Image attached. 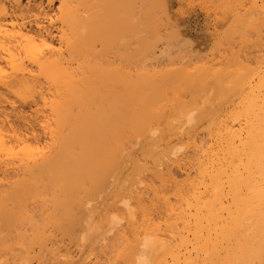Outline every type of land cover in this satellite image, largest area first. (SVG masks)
Here are the masks:
<instances>
[{
    "label": "bare ground",
    "instance_id": "obj_1",
    "mask_svg": "<svg viewBox=\"0 0 264 264\" xmlns=\"http://www.w3.org/2000/svg\"><path fill=\"white\" fill-rule=\"evenodd\" d=\"M7 1L9 5H6L5 0H0V35L4 38L3 46L8 59L15 62L19 70L15 80L22 85L27 102L35 97L34 95L38 94V90L44 85L53 89L51 99L41 95L42 91L38 94L43 96L42 100L47 105L49 104L50 113L48 112L49 116L47 115V124L52 141L50 140L51 144L47 145L48 149L44 147L43 149L38 145L34 146L25 142L28 138L23 136L24 132L21 134L22 130L17 127L14 129L10 125L14 132H7L9 128L0 129V156L18 158L21 170L17 175L11 176L14 178L10 177V181L2 178L4 182H0V185H4L0 187V264H35L34 261L43 264L45 253L49 250H52V253L56 251L57 254L55 252L53 254H56L58 259H63L62 264H264V97L258 98L263 92L257 95L258 90L247 88L246 84L247 91L243 94L247 96L240 98L242 103L240 110L234 107L232 113L215 114L212 117L205 116L207 105L204 108L203 104L208 103L210 106L211 103L206 102L208 99H204L205 102L201 103L202 107L199 108L194 103L192 105L195 106L191 107L190 103H185L182 99V101L179 100L180 102L177 101V105L172 104L177 113L169 114V110L166 111V115L157 113H164L157 110L161 108L163 110V107H160L158 103L153 104L152 101L155 98L141 97L140 94L146 95V92L140 93L139 84H135V80L130 81L128 77L126 78L130 82L123 78L126 82L123 85L129 87L133 84L135 88L130 92L131 94L125 93L127 92L125 88L122 92L119 87L118 89L121 90L117 89L116 94L115 91H108L106 94L103 92L104 86L103 90L99 89L104 93V97L100 99L96 91H90L96 82H93L94 79L91 85L85 71L87 65H85V59L90 57H85V53H90L87 48L92 50L99 44L107 45L104 41L105 30L108 31V35L110 30L112 32L118 30L117 33L121 30V34L126 33V35L130 34L128 32L130 30L134 34L138 18L144 12L143 8L148 6V2L156 4V0ZM151 10L146 16L154 15ZM250 14L248 16H251ZM141 17L143 18L142 15ZM249 22L251 20L248 21V26L251 24ZM238 24L236 26L241 28V23ZM255 24L257 25L256 22ZM231 25L232 30L234 24L231 23ZM175 27L177 28V25ZM123 30L126 32L122 33ZM235 30L233 29V32ZM256 30L258 29L255 26ZM160 33H162L161 30ZM175 34H177L176 31ZM126 35L123 37L125 38ZM177 36L179 38L180 34ZM235 36L230 38L233 39ZM143 39L145 41V38ZM117 40L114 41L116 44ZM163 40L165 41L164 38ZM171 41L174 43L175 39ZM219 41L222 46L223 40ZM162 43L164 44L163 41ZM119 46L116 45V47ZM99 49L98 51L95 49L98 54L102 51ZM217 52H220V49ZM169 53L171 54L170 51ZM221 53H223L222 50ZM179 54L177 58H181ZM132 57L135 56L131 54ZM162 57L164 54L161 53ZM235 58L233 57V61ZM102 59L104 58L100 61ZM132 59L135 62L134 58ZM132 59L129 61L132 62ZM137 59L136 61L139 60ZM219 60L214 61L221 63ZM243 60L239 61L242 63ZM245 61L247 62L246 59ZM205 62L204 66L208 61ZM76 63L81 70H77ZM183 64L186 66L185 63ZM201 64L203 66V63ZM238 64L239 62L237 66L240 65ZM99 65L100 68L113 70V68L108 69V64V67ZM179 65L181 66V62ZM189 65L191 66L190 63ZM198 65L200 62L194 65L195 68L199 67ZM232 65L234 66L233 62ZM242 65L245 64L242 63ZM249 65L250 70L253 66L255 67V63ZM118 66H115L116 69ZM158 66L161 68L160 64ZM96 68L99 71V67ZM195 68L189 70L193 71ZM215 68H212V71ZM186 69H188L187 66ZM145 71L148 72V70ZM231 71L235 73L232 69ZM206 72L208 70L202 74L206 75ZM87 73L90 76V73L94 72L87 71ZM97 73L96 77H98ZM199 73H201L200 70ZM248 73H246L247 76H249ZM215 74H213L214 77ZM228 74L230 75V72ZM228 74L226 73L223 78L231 77V75L227 76ZM160 75L156 74L154 77ZM99 77L102 79V75ZM221 77L218 79L216 77L218 83L222 82L218 81L219 78L222 79ZM189 78L187 79L194 81L193 78ZM210 78L208 83L213 81ZM240 78L242 79L238 78V83L244 84L241 80L244 81L245 76ZM168 79L170 81V78ZM176 79L178 77L175 78V82ZM229 80L227 82L231 85ZM260 80L264 88V74ZM109 81L108 83H111ZM166 81L168 82L167 78ZM148 82L149 85L150 81ZM171 82H173L172 79ZM213 84L216 87L219 86L216 82ZM209 85L210 92L212 84ZM195 86L193 88L196 89ZM257 86L254 87L257 88ZM189 87L191 88V85ZM259 87L262 88L260 85ZM186 88L184 90L187 92L188 87ZM156 89L160 88L157 86ZM166 90L169 92L167 94L165 92L166 95L171 93L170 89ZM201 90L194 92L198 95L197 93ZM222 90L220 89V92ZM156 92L159 91L156 90ZM203 92L201 93L203 95L216 94V89L214 93L213 91L208 94L205 93L207 91L204 92L205 94ZM192 95L189 93V96L192 97ZM95 96L97 98L94 100ZM162 96L166 97L164 94ZM226 96L228 94H225L224 98ZM198 97L194 95L196 102L200 104L203 98L199 97L201 101L198 102ZM217 98H213V101ZM138 99L141 100L138 101ZM221 100L223 101V98ZM240 102L237 101V104ZM187 104H190L189 107ZM187 108L192 113L195 108H197L196 111L200 109L198 112L201 114H196L194 111L195 114L189 115ZM155 110H157L156 113ZM128 111L132 112L128 113ZM111 118L114 120L113 123ZM182 121L189 124L184 125L183 122L180 126L184 127L180 128L179 124ZM188 125L209 128L205 129L208 138L203 131V135L189 128L183 131L182 129ZM199 134L206 139L203 140L204 137L199 139ZM188 148H190L189 151ZM137 150H141V154L139 152L138 154L142 158L137 154ZM190 151L192 154L189 153ZM175 170L184 174L183 177ZM107 205L112 206V209L110 207L109 210L106 209ZM113 210L115 213H111ZM125 225L129 227V230L125 229ZM62 250H66L65 252L71 250L75 254H65ZM138 257L141 258L139 262Z\"/></svg>",
    "mask_w": 264,
    "mask_h": 264
},
{
    "label": "rangeland",
    "instance_id": "obj_2",
    "mask_svg": "<svg viewBox=\"0 0 264 264\" xmlns=\"http://www.w3.org/2000/svg\"><path fill=\"white\" fill-rule=\"evenodd\" d=\"M6 1V5H9V3H8V1L7 0H5ZM44 1H46V0H44ZM156 2V4H154V2H148L149 4H148V8L145 6L143 9H144V12H145V14H142V13H144V12H142L141 14H140V18H138V24H137V26H135V28H136V30H134V34H133V31H128L130 34H128L127 33V35H129L128 37H127V35H126V33L125 34H121V30H119L120 31V33L118 34L117 33V31H115V30H113V32L111 31V33H110V31H109V35H108V31L107 30H105V37H104V41H106L107 42V45L106 44H104L103 43V47L101 46V44H99L98 46H97V48H95L97 51H98V49L101 47V49H99V51L100 50H102L101 51V53L99 52V54H98V52H96V50L94 49V47L92 48V50L91 49H89V48H87V50H89L90 51V53L89 54H87V53H85L84 55H85V57L87 56H90V57H88V58H86L85 60H86V63H85V71H86V74H88V77L90 78L89 80L91 81V85L93 84V82H96L94 85H92V87L90 88V91L92 90V92H97V95H98V97L101 99V97L103 98L104 96H103V94L104 93H102V91H100V90H103V87H104V89H105V91H103V92H106V94H108L107 92L109 91H115V94H116V90L118 89V87L119 88H121L122 89V92H123V89L125 88V90L127 89V92H125V93H129V94H131L130 92L133 90V88H135L134 86H133V84H131L132 86H130L129 85V87H127V86H124L123 85V83H125L126 84V82L124 81V79H126L127 81H133V80H135V84H139L138 85V87H141L140 89H141V91H140V93H145L146 95H142V94H140L141 95V97L143 96V98H148V97H150V98H155V99H153V101H152V99L150 100V101H152L153 102V104H157L158 103V105L161 107H163V110H161V109H157L158 111H164V113L163 112H157V110H155V113L157 112V113H161V114H165L166 113V111H168L169 112V114L170 113H177L178 111L176 110V109H174V107L172 106V104H174V106H175V104L177 103V101H179V100H181L182 101V99H184V101H185V103L186 102H188V103H190V104H187V106L189 107V105L192 107V106H195V105H192V103H194V104H196L197 105V108H199V107H202V104L201 103H203V102H205V100H207L206 102H209V103H211L210 104V106H209V104L207 103H204L203 104V107L205 108V105H207L206 106V112L205 111H202V112H205V116H208V117H212L213 115H215V114H219V115H223V114H228V113H232V111H233V109H234V107H238L239 108V110L241 109L240 107L242 106V103L240 102V98H243V97H245V96H247V94H243L244 93V91H247L246 89L248 88V87H250V88H254V89H256V90H258V92H257V95L260 93V92H263V93H260L259 95H260V97L258 96V98H263L264 97V88H263V85H262V82H260L261 80H260V78H261V76L264 74V0H156L155 1ZM46 3V2H45ZM162 5V6H161ZM164 5V6H163ZM167 6V7H166ZM236 6V7H235ZM9 7V6H8ZM150 7V8H149ZM155 7V8H154ZM165 8V9H163V8ZM243 7V8H242ZM255 7H257L258 9H256ZM246 8V9H245ZM249 8V9H248ZM1 9V8H0ZM150 9H152L151 11L154 13V15H151V14H148V16H146V14L147 13H150V12H148V11H150ZM156 9V10H155ZM163 11H162V10ZM242 9V10H241ZM244 9H245V12H249V10H251L249 13H245L244 12ZM247 9H248V11H247ZM239 10H241V11H239ZM143 11V10H142ZM147 11V12H146ZM157 11V12H156ZM161 11V12H160ZM151 12V13H152ZM239 12H242V13H239ZM252 12V13H251ZM152 13V14H153ZM160 13V14H159ZM225 13V14H224ZM244 13V14H243ZM251 13V14H250ZM156 14V15H155ZM163 14V15H162ZM165 14V15H164ZM235 14H236V16H235ZM239 14L241 15V16H239ZM251 15V16H248V15ZM253 14V15H252ZM141 15L143 16V18L141 17ZM145 15V16H144ZM153 16H154V18H153ZM165 16V17H164ZM226 16V17H225ZM243 16V17H242ZM245 16V17H244ZM247 16V17H246ZM261 16V17H260ZM151 17V18H150ZM238 17H240V18H238ZM252 17V18H251ZM256 17V18H255ZM259 17V18H258ZM142 18V19H141ZM223 18V19H222ZM236 18V19H235ZM242 18H244V20L242 19ZM258 18V19H257ZM261 18V19H260ZM235 19V20H234ZM246 19L248 20V21H250L251 20V22H249V23H251V24H249L250 26H248V21H246ZM260 19V20H259ZM150 20L153 22H150ZM240 21V22H236V21ZM257 20V21H256ZM259 20V21H258ZM143 21V22H142ZM147 21V22H146ZM170 21H174L173 23H171ZM246 23H245V22ZM170 22V23H169ZM255 22L257 23V25L255 24ZM261 22V23H260ZM145 23V24H144ZM160 23V24H159ZM175 23V24H174ZM231 23L232 24H234L233 25V29L235 30V32H236V34H234L235 32H233V29L231 30V28H230V25H231ZM236 23V24H235ZM237 23H241L240 25H242L241 26V28H239L238 26H236L237 25ZM147 24V25H146ZM150 24V25H149ZM165 24V25H164ZM167 24V25H166ZM174 25V26H172V25ZM223 24V25H222ZM238 24V25H239ZM247 24V25H246ZM252 24H253V26H252ZM115 25V24H114ZM114 25H113V27H114ZM164 25V26H163ZM169 25V26H168ZM177 25V28L175 27ZM165 26H167L166 28H165ZM172 28H171V27ZM232 26V25H231ZM255 26H256V29H258V30H256L255 31ZM263 29H260V27ZM170 27V28H169ZM238 27V28H237ZM254 28V31H253V28ZM165 28V29H164ZM228 28V29H227ZM247 28V29H249V30H245V29ZM124 29V28H123ZM145 29V30H144ZM148 29V30H147ZM161 30V32L162 33H160V30ZM239 29V30H238ZM147 30V31H146ZM158 30H159V32H158ZM163 30V31H162ZM178 30V31H177ZM238 30V31H237ZM241 30H243L242 32H243V34H242V32H241ZM246 31V33H244L245 31ZM262 31V32H260V31ZM150 31H152L151 33H150ZM155 31H156V33H155ZM172 31V32H171ZM175 31L177 32V34H175ZM259 31V32H258ZM116 32V33H115ZM124 32H126L125 30H123L122 31V33H124ZM154 32V33H153ZM231 32L233 33L232 35H231ZM238 32H240L239 34H241V35H239V34H237ZM137 35H136V34ZM147 33H149L148 35H147ZM168 35H167V34ZM228 33H230L229 34V36L227 35ZM0 34H1V32H0ZM111 34H113V35H111ZM119 36H118V35ZM156 34V35H155ZM180 34V37L178 38V36L177 35H179ZM245 34H246V37H245ZM108 35V36H107ZM115 35H116V37H115ZM124 35H126L125 36V38L127 39H125L123 36ZM156 37L155 39H154V37ZM174 35V36H173ZM227 35V36H226ZM235 35H237V36H235ZM245 37H243V36ZM115 38H114V37ZM164 36V37H163ZM226 36V37H225ZM230 36H235V38H230ZM239 36V37H238ZM241 36H242V39H241ZM109 37V38H108ZM133 37V38H132ZM136 37V38H135ZM153 37V38H152ZM161 39H160V38ZM167 37V38H166ZM174 37H176V38H174ZM224 37H225V39H224ZM237 37V38H236ZM124 38V39H123ZM130 38V39H129ZM143 38H145V41H144V39L142 40ZM157 38H159V39H157ZM163 38L165 39V41L166 40H168L169 42H165L164 40H163ZM170 38H171V40H174L175 39V41H174V43H173V41H171L170 40ZM173 38V39H172ZM228 38H230V39H228ZM3 36L2 35H0V129H2V128H9V129H7V132H14V130H12L14 127H17V128H19V130H22V131H20L21 132V134H23L22 132H24V135L23 136H25L26 138H28V139H26V138H24V139H26V141L25 142H27L28 144H30V145H38L40 148H45V149H48L49 148V146L47 147V145H50L51 143V133L49 132V128H48V124H47V118H48V116H49V104L47 105L46 103H45V101L44 100H42V97L44 96L45 98H47V99H51L53 96L51 95L52 94V92H53V89H49V86H43V88H41L40 90H38V94H40V92L42 91L43 92V94H42V92H41V95H43V96H40V95H38V94H36V95H34L35 97H33L29 102H27L26 101V98H25V93H24V91H23V87H22V85L19 83V82H17L15 79H17L16 78V75L18 74V72H19V70L17 69V67H16V65H15V62H11L8 58V56H7V53H6V49L4 48L5 46H3ZM109 39H111V40H109ZM112 39H113V41H112ZM115 39V40H114ZM118 39V40H117ZM123 39V40H122ZM136 39V40H135ZM148 39V40H147ZM223 40L222 41V46H221V41H219V40ZM118 41V43L120 44V46H119V44L117 43H115L114 41ZM135 40V41H134ZM137 40H138V43H137ZM146 40H147V42H146ZM218 40V41H217ZM142 41V42H141ZM162 41L164 42V44L162 43ZM171 41V42H170ZM55 42H57V40L55 41ZM105 42V43H106ZM109 42H111V43H109ZM114 42V43H113ZM125 42V44H123ZM127 42V43H126ZM146 42V43H145ZM176 42V43H175ZM113 43V44H112ZM128 43H130V44H128ZM145 43V44H144ZM158 43V44H157ZM169 43V44H168ZM132 44V45H131ZM141 44V45H140ZM150 44V45H149ZM153 44V45H152ZM158 46H157V45ZM116 45L117 46H119V47H116ZM132 47H131V46ZM156 47H155V46ZM178 45V46H177ZM104 46H105V48H104ZM122 46H123V48H122ZM140 46V47H139ZM142 46V47H141ZM173 46H175V47H173ZM117 49H116V48ZM145 47V48H144ZM150 47V48H149ZM233 47V48H232ZM4 48V49H3ZM104 48V49H103ZM107 48H109V49H107ZM143 48V49H142ZM217 48H218V50L220 49V52H217L218 50H217ZM236 48V49H235ZM112 49H113V51H112ZM119 49V50H118ZM126 49V50H125ZM141 49V50H140ZM146 49V50H145ZM155 49H156V51H155ZM171 49V50H170ZM231 49V50H230ZM95 50V51H94ZM103 50H104V52H103ZM108 50H110V51H108ZM117 50V51H116ZM145 50V51H144ZM148 50V51H147ZM152 50V51H151ZM180 50V51H179ZM221 50H222V52L223 53H221ZM240 50V51H239ZM91 51H93L92 53H93V55H91L92 53H91ZM128 51V52H127ZM132 51V52H131ZM139 51V52H138ZM142 51V52H141ZM154 51V52H153ZM160 51H162V52H160ZM164 51V52H163ZM169 51L171 52V54L169 53ZM178 52L177 54H176V52ZM210 51H212L211 53H210ZM232 51V52H231ZM237 51V52H236ZM107 52H108V54H107ZM112 52H114V53H116V54H114V53H112ZM118 52V53H117ZM123 52H124V54H123ZM135 52V53H134ZM146 52H147V54H146ZM149 52H150V54H149ZM156 52V53H155ZM160 53L159 55L157 54V53ZM173 52V53H172ZM205 52V53H204ZM216 52V53H215ZM229 54H228V53ZM233 52H234V54H236V56L233 54ZM236 52V53H235ZM242 52H243V54H242ZM97 53V54H96ZM139 53V54H138ZM152 53V54H151ZM161 53H162V55L164 54V57H162L161 58ZM180 53V54H179ZM203 53V55L201 56V54ZM225 53V55H222V54H224ZM239 53V54H238ZM120 54V55H119ZM122 54V55H121ZM131 54H132V56H135V57H132V58H134V60H135V62L133 61V59L131 58ZM170 54V55H169ZM178 54L180 55L179 57H181V58H177L178 57ZM206 54V55H205ZM208 54V55H207ZM216 54H219V55H216ZM221 54V55H220ZM233 54V55H232ZM97 57H96V56ZM100 55V56H99ZM101 55H104V56H101ZM105 55H107V57L105 56ZM108 55H109V57L111 58H109L108 57ZM115 55V57H113ZM117 55V56H116ZM118 55H119V57H118ZM128 55V56H127ZM156 55V56H155ZM171 55H172V57H173V59H172V57H171ZM216 55V56H215ZM231 55V56H230ZM239 55V56H238ZM94 58H93V57ZM120 56H122V57H120ZM139 56V57H138ZM140 56H142V58L140 57ZM146 56V57H145ZM153 56L155 57V59L153 60ZM160 56V57H159ZM212 56V57H211ZM235 58L234 59V61H233V57ZM1 57H3V59L1 58ZM98 57H100L99 59H98ZM106 57V58H105ZM118 57V58H117ZM124 57H126V60H124ZM159 57V58H158ZM183 57H184V59H183ZM202 59H201V58ZM230 57H232V58H230ZM238 57V58H237ZM101 58H104V59H102L101 61H100V59ZM120 58V59H119ZM139 60H138V59ZM144 59V60H142L141 61V59ZM152 58V59H151ZM157 58H158V60H157ZM171 58V59H170ZM177 60H176V59ZM195 58H197L198 59V61H197V59L195 60ZM230 58V59H229ZM247 60V62L245 61V59ZM261 58V59H260ZM8 59V60H7ZM89 59H90V61H89ZM129 59H132V62H131V60L129 61ZM136 59L138 60V61H136ZM164 59V60H163ZM168 59V60H167ZM200 59V60H199ZM206 59H209V60H206ZM220 59V60H219ZM222 59H224V60H222ZM237 59V60H236ZM244 59V60H243ZM257 59V61H259V62H256L255 60ZM78 60H79V58H78ZM88 60V61H87ZM96 60V61H95ZM98 60V61H97ZM106 60V61H105ZM119 60V61H118ZM122 60V61H121ZM124 60V61H123ZM128 60V62H129V64H128V62L126 63V61ZM166 60H167V62L169 63V64H166L167 62H166ZM170 60H172V62L170 61ZM183 60H184V62H183ZM189 60V61H188ZM193 60H194V62H193ZM214 60H219L221 63H218V62H215ZM222 60V61H221ZM239 60H243V64H245V65H242V63H241V61H239ZM110 61V62H109ZM113 61H115V62H113ZM119 63H118V62ZM121 61V62H120ZM161 61V62H160ZM176 61V62H175ZM179 61V62H178ZM188 61V62H187ZM202 61V62H201ZM207 63H206V62ZM225 63H224V62ZM229 61V62H228ZM245 61V62H244ZM248 61L250 62V63H248ZM149 62H150V64H149ZM165 62V63H164ZM173 62H175L174 64H173ZM180 62H181V66L179 65L180 64ZM192 62H193V64L195 65H197V63L199 64V62H200V65H198L201 69H198L199 67H197L196 66V68H195V66L192 64ZM204 62L206 63L205 64V66H204ZM211 62V63H210ZM232 62H233V64H234V66L232 65L231 66V64H232ZM239 62V64L241 65H239V66H237V63ZM255 63V67L253 66L252 68H251V70L249 69V64H252V63ZM89 63V64H88ZM101 64V65H103V66H105V67H108V69L109 68H113V70L112 69H110V70H107V69H105L103 66H101V67H103V68H100V65L99 64ZM124 65H123V64ZM131 63V64H130ZM133 63V64H132ZM165 65H164V64ZM183 63H185V65L188 67V69H186V66H183L184 64ZM189 63L191 64V66L189 65ZM201 63H203V66H202V64ZM257 63V64H256ZM107 64H108V66H107ZM114 64V65H113ZM118 64H119V66H118ZM122 64V65H121ZM135 64V65H134ZM147 64V65H146ZM149 64V65H148ZM152 64V65H151ZM155 64V65H154ZM161 65L160 67L161 68H158L159 66L158 65ZM175 64H176V66H175ZM179 65V69H178V65ZM208 64V65H207ZM210 64H212V65H214V67H212V65H210ZM229 64V66H226V65H228ZM248 64V65H247ZM76 65H78V63H76L75 64V66ZM92 65V66H91ZM98 65V66H97ZM118 66V70L116 69V67L115 66ZM131 65V66H130ZM138 65V66H137ZM143 65H145V66H143ZM164 65V66H163ZM170 65V66H169ZM171 65H173V67H176L175 69H176V71H175V69H172L171 68ZM189 65V66H188ZM206 65H207V67H206ZM110 66H112V67H110ZM128 66V68H126ZM140 66V67H139ZM154 68H152V67ZM167 66H168V68H167ZM230 66H231V68H230ZM237 66V67H236ZM79 66H76V68H78ZM96 67H99V71L101 72L100 74H99V71L97 70V68ZM165 67V68H164ZM205 67V68H204ZM216 67V68H215ZM218 67V68H217ZM247 67H248V69H247ZM251 67V66H250ZM91 68V70H88V69H90ZM97 70H95V69ZM120 68H121V70H120ZM142 68V69H141ZM171 68V69H170ZM190 68H195L193 71L192 70H189ZM207 68V69H206ZM212 68H215V69H213V71H212ZM234 68V69H233ZM238 69V71H237V69ZM240 68V69H239ZM245 68V69H244ZM101 69V70H100ZM127 69H128V71H127ZM133 70V71H131V70ZM153 69V70H152ZM169 69V70H168ZM205 70V71H207L208 70V72H206V75H204L205 74V71H203V70ZM218 69V70H217ZM231 69L233 70V71H235V73H237V72H239V73H237V74H235L234 72L232 73V71H231ZM241 69H242V71H241ZM244 69V70H243ZM77 70H81V68L79 69H77ZM95 70V71H94ZM117 72H116V71ZM119 70H120V72L122 73H118L119 72ZM123 70L125 71V72H123ZM145 70H148V72L147 71H145ZM155 70V71H154ZM173 70V71H172ZM178 70V71H177ZM182 70V71H181ZM199 70H200V72L201 73H199ZM210 70H211V72H210ZM249 71V73H248V71ZM87 71H90V72H94V73H90V76H92V77H90L89 76V73H87ZM103 71H104V74H103ZM111 71H113V73L111 72ZM169 71V72H168ZM172 71V72H171ZM180 71V72H179ZM185 71V72H184ZM193 73H192V72ZM196 71H198L197 73H196ZM215 71H217V72H215ZM222 71H224V72H222ZM237 71V72H236ZM241 71V72H240ZM244 71H246V72H244ZM98 72V73H97ZM111 72V73H110ZM128 72V73H127ZM145 72V73H144ZM147 72V73H146ZM152 72H154L155 73V75L157 74H161L163 77L161 78V75L160 76H156V77H154L155 75H153L154 73H152ZM164 72V73H163ZM179 72V73H178ZM188 72V73H187ZM204 72V74H202ZM213 72V73H212ZM228 72H230V75H231V77L232 76H234V78H232L231 79V77H229L231 80H229V78H223V76H226L225 74L227 73L228 74ZM242 72H244V74L242 73ZM96 73L98 74V77H96L95 75H96ZM110 75H109V74ZM170 73H171V75H173V74H175V75H173V76H171L170 75ZM186 73V74H185ZM192 75H190V74ZM207 73H209V74H207ZM218 75H216V74ZM241 73V74H240ZM246 73H248L249 74V76H247V74ZM93 74V75H92ZM108 74V75H107ZM116 75L115 77H114V75ZM144 74V75H143ZM148 74V75H147ZM178 74H179V76H178ZM195 74V75H194ZM201 74V75H200ZM213 74H215V77H214V75ZM219 74H220V76H222L221 78L222 79H220L219 78V80L218 81H222L221 83H218L217 82V80H216V77H217V79H218V77H220L219 76ZM223 74V75H222ZM239 74L241 75V76H239ZM246 74V75H245ZM102 75V79H101V77H99V76H101ZM138 75H139V77H138ZM142 75H143V77H142ZM153 75V76H152ZM165 75V76H164ZM176 75H177V77H178V79H176V82H175V78H177L176 77ZM186 75V76H185ZM196 75H200L199 77L198 76H196ZM208 75V76H207ZM209 75H210V77L212 78V77H214V78H210L209 77ZM212 75V76H211ZM229 74L227 75V76H230ZM238 75V76H237ZM261 75V76H260ZM15 76V77H14ZM112 76V77H111ZM168 76V77H167ZM175 76V77H174ZM196 76V77H195ZM245 76V79H243L244 81H242L241 80V82H243L244 84H240V83H238L239 81V79H242V78H240V77H244ZM94 77V78H93ZM111 77V78H110ZM126 77H128V79L126 78ZM153 77V78H152ZM161 78V80L159 79L158 80V78ZM167 78V80H168V82L166 81V78ZM171 77H173V78H171ZM189 77H191V78H193L194 79V81L191 79V80H188V79H190ZM203 77V78H202ZM211 79V80H213L212 81V83H208V82H210L209 81V78ZM235 77H236V80H235ZM239 79H238V78ZM124 78V79H123ZM131 78V79H130ZM143 78V79H142ZM155 78V79H154ZM156 78H157V81H155L156 80ZM168 78H170V81H169V79ZM182 78V79H181ZM185 78H186V81H187V84H185L186 83V81H185ZM188 78V79H187ZM201 78V79H200ZM95 79V80H94ZM101 79V80H100ZM111 79V80H110ZM123 79V80H122ZM150 81V84L148 85V80ZM171 79H172V81L173 82H171ZM174 79V80H173ZM184 79V81H182ZM205 79V80H204ZM223 79H224V82H223ZM225 79H227V80H229L230 82H231V85H230V83L229 82H227V80H226V82H225ZM234 79V80H233ZM94 80V81H93ZM100 80V81H99ZM110 80V81H109ZM120 82H119V81ZM195 80H197V82H198V84H197V82L195 81ZM93 81V82H92ZM108 81L109 82H111V83H108ZM116 81V82H115ZM124 81V82H123ZM129 81V82H130ZM159 81H163V82H159ZM165 81H166V83H165ZM101 83V85H100V83ZM106 83V84H103V83ZM174 83V84H171V83ZM178 82H180V83H178ZM190 82V83H189ZM216 82V85L218 84L219 86H214V84L213 83H215ZM259 82V83H258ZM115 83V84H114ZM120 83V84H119ZM132 83H134V82H132ZM146 83V84H145ZM194 85H193V84ZM205 83V84H204ZM114 86H113V85ZM117 84H119V85H117ZM134 84V85H135ZM141 84V85H140ZM172 86H171V85ZM188 84H190L191 85V88H193L195 85V87H197L196 89L195 88H193V89H191L189 86L190 85H188ZM207 84V85H206ZM209 84H212V87H213V90L210 88V92H212L213 91V93H214V91H215V89H216V94H208V93H210L208 90H209ZM239 84V85H238ZM247 84V88H245V85ZM184 85H186L187 87H188V90H187V92H186V90H184V89H187L186 88V86H184ZM198 85H199V87H198ZM202 85H203V87H202ZM205 85V86H204ZM251 85V86H250ZM256 85H258L257 86V88L256 87H254V86H256ZM259 85L262 87V88H260L259 87ZM94 86V87H93ZM97 86V87H96ZM100 86H101V88H100ZM117 86V87H116ZM144 86V87H143ZM157 86H158V88H160V89H156L157 88ZM182 86V87H181ZM201 86V87H200ZM207 86V87H206ZM224 86V87H223ZM230 88V90L227 88ZM237 86H238V89H237ZM109 87V88H108ZM115 87H116V89H115ZM127 87V88H126ZM137 87V88H138ZM164 87V88H163ZM223 87V88H222ZM95 88V89H94ZM98 88V89H97ZM145 88H149V89H144ZM162 88H163V90H162ZM168 88V91H169V89H170V94H168V95H166L167 93H169V92H166L167 89ZM172 88V89H171ZM198 88H203L202 90L201 89H198ZM250 88H249V90H250ZM43 89V90H42ZM100 89V90H99ZM114 89V90H113ZM121 89H118V90H121ZM129 89H131V90H129ZM152 89V90H151ZM174 89V90H173ZM195 89V90H194ZM220 89L222 90V89H224V90H222V92H220ZM227 89V90H226ZM232 89H234V91H231ZM245 89V90H244ZM261 89V90H260ZM263 89V90H262ZM94 90V91H93ZM156 90H158L159 92H156ZM166 90V91H165ZM184 90V91H183ZM189 90H192V91H189ZM198 90L200 91L201 90V92H199V93H197L198 95H196L195 94V92L197 91L198 92ZM242 90H243V92H242ZM176 91V92H175ZM189 91V92H188ZM195 91V92H194ZM205 92V91H207V92H205L206 94H208V95H203V94H201L202 92ZM223 91H224V93H223ZM238 91V92H237ZM241 91V92H240ZM165 92H166V94H165ZM181 92V94L183 95V96H181V94H179ZM186 92V93H185ZM192 92H194V94L192 95ZM203 92V93H204ZM217 92H218V94H217ZM237 92V93H236ZM152 93V94H151ZM159 93V94H158ZM189 93H190V95H192V97L191 96H189ZM204 93V94H205ZM221 93V94H220ZM101 94H102V96H101ZM113 94H114V92H113ZM118 94H120L119 92H118ZM162 94H164L166 97H164V96H162ZM225 94H228V96H226L225 98H224V96H225ZM263 94V95H262ZM150 95V96H149ZM161 95V96H160ZM180 95V96H179ZM194 95H195V97H197V96H199V97H201V99L203 98V100H202V102H199V101H201V99H199V97H198V102L200 103V104H198L197 102H196V98H194ZM221 95H223V97L221 96ZM262 95V96H261ZM50 96H52V97H50ZM189 96V97H188ZM212 97L211 98V100L209 99L210 97ZM220 97V99H219V97ZM242 96V97H241ZM136 97V96H135ZM183 97H185V98H183ZM207 97H209V98H207ZM218 97V98H217ZM97 98V96H95V97H93V99L95 100ZM140 98V97H139ZM161 98V99H160ZM181 98V99H180ZM191 98V99H190ZM192 98H194V99H192ZM213 98H217L215 101H213ZM223 98V101L221 100ZM158 99H160L161 101H163L164 102V104H163V102L161 103V101L160 100H158ZM169 99V100H168ZM189 99H190V101H189ZM205 99V100H204ZM231 99V100H230ZM141 99H138V101H140ZM154 100H156L155 102H154ZM158 100V101H157ZM193 100V101H192ZM195 100V101H194ZM220 100V101H219ZM229 100V101H228ZM39 101V102H38ZM219 101V102H218ZM237 101H239L240 102V104H237ZM38 102V103H37ZM180 102V101H179ZM213 103V104H212ZM48 106V108H47V106ZM177 105V104H176ZM199 105H201V106H199ZM173 107V108H172ZM190 107V109H191V111H192V108ZM207 107H210V108H208L207 109ZM197 108H195L196 110H197ZM194 109V108H193ZM194 109V111L196 112V114L198 113V114H201V113H199L198 111L200 110V109H198V111H196ZM204 109V110H205ZM187 110H188V112H189V115L190 114H193L194 113V111H193V113L191 112V111H189V109L187 108ZM238 110V111H239ZM49 112V113H48ZM129 112H132V111H128V113ZM134 112H136V111H134ZM133 112V113H134ZM142 112V111H141ZM144 113H150V112H148V111H143ZM167 112V113H168ZM191 112V113H190ZM237 112V111H236ZM180 113V112H179ZM185 114V113H184ZM186 114H188L187 113V111H186ZM195 114V113H194ZM203 114V113H202ZM48 115V116H47ZM166 115V114H165ZM111 122L113 123V119L111 118ZM204 120H206V119H204ZM110 121H109V123H111ZM184 121H182V122H180V124H179V126L183 123ZM185 123V122H184ZM187 124H189L188 122H186ZM186 123L184 124V125H186ZM10 125L13 127L12 129L10 128ZM183 125V124H182ZM203 125V124H202ZM47 126V127H46ZM189 126V125H188ZM188 126H186V128H183L182 130L184 131V130H187V128H189V130H195V131H199V133L201 134V135H203L205 132H206V138H208V135H207V130L209 129H207V127L206 126H204V127H206L205 129H207V130H205L204 128H202L203 126H196V127H188ZM178 127V126H177ZM182 127H184V126H180V128H182ZM16 128V129H17ZM48 128V129H47ZM179 127H178V129L179 130H181ZM15 129V128H14ZM165 129H167V128H165ZM5 130V129H4ZM9 130V131H8ZM12 130V131H11ZM18 130V129H17ZM205 130V131H204ZM204 133H203V132ZM49 133H50V135H49ZM157 133V132H156ZM203 133V134H202ZM200 134H199V139H202L204 136H201L200 137ZM204 137V139L203 140H205L206 138ZM51 140V141H50ZM17 143V142H16ZM47 147V148H46ZM43 148V149H44ZM189 149L190 148H188V151H189ZM192 150V149H191ZM193 151V150H192ZM192 151H190L189 153L190 154H192ZM138 152L141 154V150H137V154H138ZM140 154H138V155H140ZM142 156H143V154H142ZM7 156L6 155H4V156H0V182H4V180H8L9 179V181H10V179L11 178H14V177H11V176H15V175H17L21 170L19 169L20 168V166H19V162L17 161V159L18 158H12V157H8V158H6ZM140 157H141V155H140ZM145 157V156H144ZM10 158H12L11 160L12 161H14V163L10 160H8V159H10ZM142 158V157H141ZM14 159V160H13ZM19 160V159H18ZM18 163H17V162ZM174 171V170H173ZM175 171H177V170H175ZM177 172H179L180 174H181V172L180 171H177ZM177 172H176V175H178L177 174ZM179 174V175H180ZM182 175V174H181ZM180 175V176H181ZM184 175V174H183ZM183 175L181 176V177H183ZM151 176V175H150ZM11 177V178H10ZM153 177V176H152ZM179 177V176H178ZM4 180H3V179ZM9 181H5V182H9ZM2 184V183H1ZM4 186V185H3ZM2 185H0V187H3ZM108 206V205H107ZM112 207V206H108V207H106L105 206V208L107 209L108 208V210L110 209V208ZM42 206H41V210H42ZM112 209V208H111ZM111 211V210H110ZM114 212V210L111 212V213H113ZM115 213V212H114ZM126 228H128V229H126ZM125 229L126 230H129V227L128 226H126L125 225ZM66 243H68V242H66ZM73 245V244H72ZM63 247V246H62ZM72 250V249H71ZM67 251V252H65L66 250H62V253L64 252L65 254H69V253H71L72 255H74L75 253V249H74V247H73V250H74V252L73 251ZM55 253H56V251H54ZM53 252V253H54ZM73 252V253H72ZM52 253V250H49V251H47L46 253H45V260H43L44 262H43V264H62L63 262L61 261V260H63V259H58L55 255L57 254H53ZM52 254V255H51ZM52 256V257H51ZM55 258V259H54ZM36 260V259H35ZM34 263L35 264H38V263H36V261H34Z\"/></svg>",
    "mask_w": 264,
    "mask_h": 264
},
{
    "label": "clouds",
    "instance_id": "obj_3",
    "mask_svg": "<svg viewBox=\"0 0 264 264\" xmlns=\"http://www.w3.org/2000/svg\"><path fill=\"white\" fill-rule=\"evenodd\" d=\"M137 259H138V262H139V260H140L141 258H140V257H138Z\"/></svg>",
    "mask_w": 264,
    "mask_h": 264
}]
</instances>
